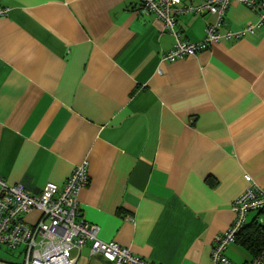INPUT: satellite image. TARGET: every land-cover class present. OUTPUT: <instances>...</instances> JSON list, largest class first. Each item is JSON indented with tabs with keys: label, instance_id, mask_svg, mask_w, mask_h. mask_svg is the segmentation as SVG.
Instances as JSON below:
<instances>
[{
	"label": "crops",
	"instance_id": "obj_1",
	"mask_svg": "<svg viewBox=\"0 0 264 264\" xmlns=\"http://www.w3.org/2000/svg\"><path fill=\"white\" fill-rule=\"evenodd\" d=\"M199 5L201 0H183ZM0 177L39 195L88 162L83 217L153 264H210L235 201L264 188V25L194 57L164 60L175 37L140 0H0ZM258 21L234 2L221 34ZM217 22L178 18L199 43ZM36 223L40 212L27 214ZM263 215L252 212L247 226ZM88 244L77 264H107ZM20 250V251H19ZM23 250L0 247V261ZM225 255L255 257L241 242Z\"/></svg>",
	"mask_w": 264,
	"mask_h": 264
},
{
	"label": "built area",
	"instance_id": "obj_2",
	"mask_svg": "<svg viewBox=\"0 0 264 264\" xmlns=\"http://www.w3.org/2000/svg\"><path fill=\"white\" fill-rule=\"evenodd\" d=\"M234 2L255 11L258 21L223 35L220 26ZM140 3V13L161 20L165 30L176 39L174 48L165 55L167 62L194 57L215 42L241 39L264 25V0H201L199 5H188L183 0H140ZM8 12L9 9L0 6V18ZM188 13L217 17V22L208 25L205 38L199 43L184 41L177 29L178 18ZM88 167V162H84L73 170L63 187L49 184L39 195L31 194L22 184L0 177V247L11 250L22 247L24 259L18 264H77L88 244L91 256H102L107 264H153L118 243L103 241L99 226L83 217L78 194L90 184ZM246 180L250 183L249 189L232 207L234 222L213 240L210 264H236L225 255L226 250L236 243L250 213L257 212L264 217V188L250 176ZM34 211L40 212V217L32 224L25 216ZM0 264L10 263L0 261ZM245 264H264V251Z\"/></svg>",
	"mask_w": 264,
	"mask_h": 264
},
{
	"label": "trees",
	"instance_id": "obj_3",
	"mask_svg": "<svg viewBox=\"0 0 264 264\" xmlns=\"http://www.w3.org/2000/svg\"><path fill=\"white\" fill-rule=\"evenodd\" d=\"M236 242H241L254 255L259 256L264 251V224L254 222L246 225L240 232Z\"/></svg>",
	"mask_w": 264,
	"mask_h": 264
},
{
	"label": "rangeland",
	"instance_id": "obj_4",
	"mask_svg": "<svg viewBox=\"0 0 264 264\" xmlns=\"http://www.w3.org/2000/svg\"><path fill=\"white\" fill-rule=\"evenodd\" d=\"M21 248V250H23V248L22 247H20ZM20 251V250H19ZM14 256H16L17 257V260H19V261H23V259H24V255H22L21 257H19L18 258V252H15L14 253V255H11L10 257L12 258V260H15V258H14Z\"/></svg>",
	"mask_w": 264,
	"mask_h": 264
}]
</instances>
